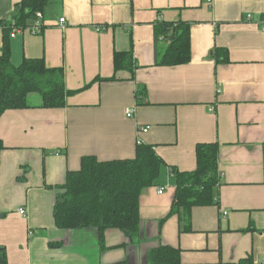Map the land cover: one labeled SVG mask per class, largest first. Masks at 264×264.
<instances>
[{
	"label": "crops",
	"instance_id": "0c3cea01",
	"mask_svg": "<svg viewBox=\"0 0 264 264\" xmlns=\"http://www.w3.org/2000/svg\"><path fill=\"white\" fill-rule=\"evenodd\" d=\"M19 1L0 0V53L1 23ZM262 16L264 0H48L40 33L10 36L14 65L43 58L78 91L61 108L42 107L31 93L30 107L0 116V249L8 264H154L149 253L159 246L177 249L180 264H264ZM178 21L189 24L190 59L161 64L170 38L157 37V25ZM216 47L228 61H215ZM115 51L130 52L134 67L115 71ZM138 143L163 161L140 192L138 235L108 228L100 242L94 227H56L52 209L66 172L85 155L133 158ZM198 143L218 145L219 185L216 202L193 206L186 219L169 214L170 169L193 170Z\"/></svg>",
	"mask_w": 264,
	"mask_h": 264
},
{
	"label": "trees",
	"instance_id": "16d2710c",
	"mask_svg": "<svg viewBox=\"0 0 264 264\" xmlns=\"http://www.w3.org/2000/svg\"><path fill=\"white\" fill-rule=\"evenodd\" d=\"M48 0H20L9 21L4 24L0 53V116L8 109L28 108V95L36 93L40 106L61 108L66 97L78 90L64 84L60 67H47L43 58H26L14 65L11 62L10 33L16 28L26 29L36 20V12L43 14ZM157 37L165 35L170 43L161 56L164 65L189 61V24L161 22ZM216 62L228 61L225 48H214ZM114 70L131 69L134 61L130 52L113 53ZM4 148L0 140V151ZM196 166L191 171L170 169L175 179V193L169 214L182 212L189 218L193 206L216 202L218 177V145L198 143L195 147ZM163 164L152 145L138 143L130 159L99 160L95 156L81 157L79 168L66 172L65 180L56 195L52 215L55 226L62 229L94 227L100 242L108 228H118L129 238L138 235L140 225L139 196L143 188L154 183ZM154 264H180L179 251L159 246L149 253ZM0 264H8L4 249H0ZM238 264H246V260Z\"/></svg>",
	"mask_w": 264,
	"mask_h": 264
},
{
	"label": "built area",
	"instance_id": "2783aa9c",
	"mask_svg": "<svg viewBox=\"0 0 264 264\" xmlns=\"http://www.w3.org/2000/svg\"><path fill=\"white\" fill-rule=\"evenodd\" d=\"M36 20L31 24V26H29L28 28L26 29H21V28H16L15 30H13L11 33H10V36L13 37L16 32H22V31H28L32 34H37V33H40V31L42 30V27H43V14L42 12L38 11L36 12ZM245 19L247 20H250L252 19V15L251 14H246L245 15ZM64 22V18H59V25L62 26V23ZM261 25L264 27V16H262L261 18ZM216 92L218 93L219 92V89L217 88L216 89ZM210 111L213 110V107H210L209 108ZM133 113H134V108L131 107V108H127L125 110V115L126 117H132L133 116ZM148 130V127H140L138 129L139 132H146ZM163 191V187H160L158 189V193H161ZM18 213H20L21 215H24L25 214V209L24 207H19L18 209ZM223 213L225 214L226 211H223Z\"/></svg>",
	"mask_w": 264,
	"mask_h": 264
},
{
	"label": "rangeland",
	"instance_id": "374dc122",
	"mask_svg": "<svg viewBox=\"0 0 264 264\" xmlns=\"http://www.w3.org/2000/svg\"><path fill=\"white\" fill-rule=\"evenodd\" d=\"M33 95H34V96L32 97L33 100L36 99V98H38V97H40L38 94H33Z\"/></svg>",
	"mask_w": 264,
	"mask_h": 264
}]
</instances>
